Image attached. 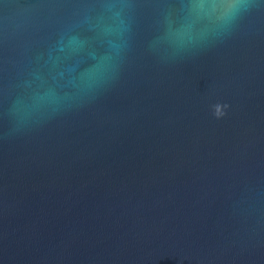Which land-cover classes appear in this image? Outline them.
<instances>
[{
  "label": "water",
  "instance_id": "1",
  "mask_svg": "<svg viewBox=\"0 0 264 264\" xmlns=\"http://www.w3.org/2000/svg\"><path fill=\"white\" fill-rule=\"evenodd\" d=\"M0 264H264V0H0Z\"/></svg>",
  "mask_w": 264,
  "mask_h": 264
},
{
  "label": "clouds",
  "instance_id": "2",
  "mask_svg": "<svg viewBox=\"0 0 264 264\" xmlns=\"http://www.w3.org/2000/svg\"><path fill=\"white\" fill-rule=\"evenodd\" d=\"M213 107L217 109L216 112L214 113L217 117H220L225 114L219 110V105H213ZM225 107H227V105H225Z\"/></svg>",
  "mask_w": 264,
  "mask_h": 264
}]
</instances>
